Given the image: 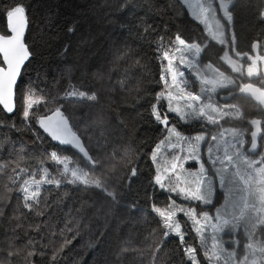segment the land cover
Returning <instances> with one entry per match:
<instances>
[{
  "label": "snow or ice",
  "instance_id": "6c2138e0",
  "mask_svg": "<svg viewBox=\"0 0 264 264\" xmlns=\"http://www.w3.org/2000/svg\"><path fill=\"white\" fill-rule=\"evenodd\" d=\"M183 2L192 10V17L205 25L208 35L200 42H190L179 30L174 37L166 32L161 35L146 19L127 27L130 38L134 36L136 41L155 45L161 64L156 83L162 81L164 85L155 96L145 90L144 80L150 73L143 72L141 79L135 78L136 71L147 67L139 58L131 60L116 80L112 79L115 69L110 68L106 74L93 72V79L101 82L100 88L84 90L83 80L72 83L73 72L81 67L84 68L81 76L88 75L86 52H80L76 65L69 66L63 73L69 83L62 93L53 95L51 90L41 89L39 83L47 78L42 80L39 73L35 81L26 83L22 79V68L33 56L32 46L24 39L28 8L23 0H13L3 10L6 25L0 31V112H20L22 125L35 137L32 141L35 151L28 153L20 147L18 151L14 150L12 158L0 161V185L4 189L0 194V264H34L32 257L45 256L47 249L51 250V264H61L66 259L65 249L73 241L82 239L85 233L91 234L97 220L102 219L107 225L108 219L121 206V189H127L140 173L129 149H124L121 155L110 129L112 118L123 124L119 111L113 107L116 101L112 97L117 91L125 90L129 95L133 91L137 93L136 103L154 100L151 116L167 133L151 152L150 159L155 165L154 185L175 193L183 201L195 203L177 204L171 196L165 207L151 203L150 209L158 217L160 230L151 229L145 240L157 235L161 239L159 242L152 239L147 248L142 249L134 245L135 237L130 235L112 250L110 255L115 264H122L129 254H138L137 258H141L148 249H151L152 264H158L157 253L173 234L179 238L188 264H201L200 255L206 264H264V116L247 118L237 105L221 104L216 99L220 90H228L226 97H233L237 92L247 94L264 111V54H261L264 33L258 34L259 38L252 41L248 51H241L233 29L237 0ZM103 4L108 5V0H103ZM108 6L113 15L121 16L133 7L131 0H113ZM218 13L222 15L218 16ZM256 16L264 22V0H258ZM74 30V27L68 29L70 33ZM208 40L222 46L223 54L219 60L237 74L235 77L226 75L212 63L202 64L201 54L205 58L208 56ZM88 44L89 41L84 40L80 47L86 48ZM135 51L125 41L117 50L113 63H128ZM70 52L71 45L65 44L61 56L68 57ZM186 71L194 80L188 78ZM245 78L259 81L260 86L240 82ZM194 81L199 82V92L190 90ZM132 83L135 87L129 89ZM18 84L24 86L19 95ZM69 106L73 109L83 106L88 111L78 117L74 111L69 112ZM109 113L113 115L110 117ZM170 114H175L186 124L200 122L201 131L194 136L184 135L176 123L170 122ZM233 121L250 127H224L225 122ZM33 125H38L52 140L74 149L73 156L44 149L43 138ZM0 127L17 129L14 120L9 124L3 118H0ZM165 146L175 154L161 163L159 157ZM187 161L199 162V170L185 169ZM33 163L36 168L31 167ZM49 164L56 167H49ZM215 178H218L219 188L228 192L220 207H216L213 200L217 191ZM68 185L74 186L73 192L89 194L90 198L92 193L98 192L103 199L97 204L92 198V203L69 208L57 217L50 209L70 195L60 191ZM233 186L241 193L238 200L233 199ZM54 190L55 200L50 199ZM14 192L18 194L15 202ZM201 204L211 206L215 211L210 214L199 207ZM130 207L135 209L137 205ZM180 213L186 218L183 222L177 218ZM41 217L44 219L39 223L29 222ZM188 222L199 238L201 253L185 240ZM103 235L101 232L100 236ZM41 240L48 242L41 243ZM58 240L62 242L57 243ZM87 246L90 250L96 247L92 243ZM104 259L105 264H109L108 257Z\"/></svg>",
  "mask_w": 264,
  "mask_h": 264
},
{
  "label": "trees",
  "instance_id": "16d2710c",
  "mask_svg": "<svg viewBox=\"0 0 264 264\" xmlns=\"http://www.w3.org/2000/svg\"><path fill=\"white\" fill-rule=\"evenodd\" d=\"M28 8L29 26L26 33V43L32 46L33 56L26 62L22 71V79L27 83L35 81L36 75L39 73L41 79L46 77V81L39 83V87L44 90H51L53 95L57 92H63L67 87L69 80L63 76V73L69 66H75L78 62L76 57L80 52H86L87 61V77H82L81 72L84 68L74 71L72 74V83L83 80L85 89L100 88L101 82L93 79V72L107 73L109 69H115L112 79H119V73L129 67L131 60L140 59L141 64L146 65V69L135 72V78L141 79V73H150L144 80L146 92L155 96L160 91L163 82L159 81L161 64L157 59L155 45L144 41H136L135 37L130 38L127 27L137 24L141 19H146L149 24L157 27L158 33L163 35L165 32L168 36L174 37L177 31H181L185 38L189 41L200 42L201 38L207 37V32L201 24L196 21L188 12L187 8L180 0H131L133 7L129 8L122 16L113 15L112 9L108 6L113 0H108V5L103 4V0H23ZM13 0H0V31L5 28L6 20L3 10L8 8ZM258 0H237L234 12L233 29L237 33L239 48L241 51H248L254 39L259 38V33H264V22H261L256 16V6ZM111 21V23H109ZM123 26V27H122ZM74 27V32L68 29ZM88 40L89 44L86 48L80 47L81 42ZM127 41L136 51L128 63H113L117 50ZM210 45L208 56L205 58L202 53V64L212 63L214 66L220 67V70L226 75L235 77L237 74L231 72V69L223 61L219 60L222 55L220 45L215 41L208 40ZM65 44L71 45V52L68 57H62L61 52ZM264 54V51L261 52ZM82 65L83 61H79ZM135 71V70H134ZM59 81V84L56 83ZM242 81H250L247 78ZM252 83L260 85L259 81L251 80ZM24 86L17 85V94ZM135 87V83L129 85V89ZM143 94V93H141ZM116 101L113 107L120 113V119L123 124H119L115 118L110 121V129L114 144L118 145L123 155L124 149L130 150L133 163L139 168L140 173L134 177L127 189H121V206L115 214L108 219L107 225L104 221L97 220L93 223V232L85 233L82 239L73 241L67 249L64 256L66 259L61 264H105V257H108L109 264H115L112 260L111 252L116 248L119 242L129 238L131 235L135 237L134 245L142 249H146L152 239L159 242L161 236L157 235L152 239L145 240L149 236L151 229L160 230L158 217L151 212L150 204L155 202L157 206L165 207L169 201V196L174 198L171 193L159 186L154 185L153 177L155 175V165L150 157L151 152L157 143L164 137L166 131L161 125L156 123L151 116V103L154 100H141L136 103L137 93L129 91H117L113 95ZM228 102H235L244 112L247 118L264 116L257 103L250 97L243 94H235L227 99ZM63 102V101H61ZM165 107V106H164ZM76 116L84 115L88 110L83 106L73 109L69 106V112H73ZM68 113H66L67 115ZM94 114V113H93ZM113 114L109 113L111 117ZM0 118L7 123L13 120L16 122L17 129L13 130L9 127H0V137L7 136L12 139L18 138L24 142L26 146L35 151L32 146L34 135L26 130V126L21 123L20 112L14 114H5L0 112ZM91 118V117H89ZM170 122L176 123L178 129L187 128L189 124L180 122L173 114H170ZM242 124V122H240ZM126 125L127 127H124ZM246 127H250L243 124ZM35 130L39 132L43 138L42 147L48 151H57L68 156H73L74 150L65 145H60L51 141V139L39 128L33 125ZM138 157V158H137ZM119 160V157H117ZM49 167H56L49 164ZM33 168V165H31ZM38 178V177H37ZM51 188L52 186H46ZM72 185H68L66 189L60 190L70 193L68 197H63L62 203L50 209L55 216L60 217L67 212L69 208H78L82 203H92L94 198L99 204L103 197L94 192L91 194L83 192H73ZM13 193V202L16 197ZM151 197V199H149ZM50 199H57L55 190ZM176 200V199H175ZM182 204H190L195 202L181 201ZM136 204L137 207L132 209L130 206ZM204 205H199L202 209ZM91 215V211L88 212ZM178 219L185 221L183 214H178ZM43 217L31 219V223H39ZM188 234L185 240L188 244L197 247L198 253L201 249L197 243L195 232L191 230L190 222L187 224ZM104 232L103 236L100 233ZM38 240L39 236L36 237ZM69 239L71 236L68 237ZM41 243H47V240H41ZM62 241H57V243ZM89 243L95 244L92 250L87 246ZM45 256H34L32 260L34 264H51V250H45ZM138 254H129L122 261V264H152L151 249L144 252L141 258H137ZM158 264H188L187 258L183 253V246L180 244L179 238L174 234L166 241L160 253H157ZM201 264L202 255L198 256Z\"/></svg>",
  "mask_w": 264,
  "mask_h": 264
},
{
  "label": "rangeland",
  "instance_id": "374dc122",
  "mask_svg": "<svg viewBox=\"0 0 264 264\" xmlns=\"http://www.w3.org/2000/svg\"><path fill=\"white\" fill-rule=\"evenodd\" d=\"M180 1L187 8L189 14L191 15V11L192 10L186 4H184L183 0H180ZM193 2H194V0H193ZM219 15H222V14L218 13V16ZM220 22L222 24L224 23L223 20H221ZM201 24L205 28V25L203 23H201ZM205 64H207V63H205ZM186 75L188 76L189 79L194 80V77H192L187 71H186ZM240 82L244 83L245 81H240ZM163 87H164V85L162 86L161 90L163 89ZM190 90L191 91H195V92H199V82L198 81H194L193 87ZM227 91L228 90H220L219 93L216 95V99L221 104L228 103V104L237 105L235 102H228L229 100L220 98V96L222 94L227 93ZM162 103H163V105L166 108L167 107V102L164 101ZM173 115L175 116V114H173ZM176 118L178 119V117H176ZM224 127L227 128V127H246V126L241 124L240 121H233L232 123L225 122L224 123ZM178 130L181 131L184 135L194 136V135L198 134L201 131L200 122L189 123V126L187 128H185V130H183V129H178ZM214 133H215V130H214ZM166 135H167V133H165L164 137L161 140H163ZM175 142L176 141L173 140V143H175ZM20 147H23L28 153H32L33 152L32 150H30L26 146V144L24 142L20 141L18 138L12 139V138L7 137V136H1L0 137V161H5V160H8V159L12 158V154H13L14 150L18 151ZM176 151L178 152L179 150L177 149ZM201 151L202 152L204 151V146L203 145H202ZM172 154H175V153H173L172 150L168 149L167 146H165V148H163L161 150V155L159 157L160 162L163 163L164 160H170ZM204 159L206 160L207 157L204 156ZM32 165H33V168H36V164L35 163H33ZM205 166L208 167L209 165L206 164ZM184 167H185V169H187L190 172H197L199 170V162H197V161H187L185 163ZM5 182H6V178H5ZM215 183L217 185V191H216V193H215V195L213 197V200H214L215 206L216 207H220L221 205H223L225 203V200L228 197V192H227L226 189H220L219 188L218 178H215ZM3 191H4V189L2 188V185H0V194H2ZM171 194L174 196L173 199H176L177 204H182L181 201H183V200L181 198L177 197V195L175 193H171ZM240 195H241V193L236 190L235 186H233V199L238 200ZM202 209L205 210V211H208L210 214L215 211V209L212 208L211 206H203ZM224 238L228 239L227 236H225ZM197 243L199 245V238L198 237H197ZM225 246L227 247V245H225Z\"/></svg>",
  "mask_w": 264,
  "mask_h": 264
},
{
  "label": "water",
  "instance_id": "95a60500",
  "mask_svg": "<svg viewBox=\"0 0 264 264\" xmlns=\"http://www.w3.org/2000/svg\"><path fill=\"white\" fill-rule=\"evenodd\" d=\"M28 26H29V21L27 22V24H26V28H25V33H24V39L26 38V33H27V30H28ZM25 43H26V39H25ZM27 44V43H26ZM27 62V61H26ZM26 62H25V64H26ZM25 66V65H24ZM23 69H24V67L22 68V71H23ZM249 82H251V81H246V82H244V83H249ZM257 85V84H256ZM257 86H260V85H257ZM237 94H241V93H238L237 92ZM243 95H245V96H247V97H250L249 95H247V94H243ZM222 97H226V93L225 94H222L221 96H220V98L222 99ZM229 98H231V97H226V99H229ZM251 98V97H250ZM252 99V98H251ZM253 100V99H252ZM254 101V100H253ZM255 103H256V101H254ZM47 136H48V134L47 133H45ZM50 139H51V137L50 136H48ZM51 141L52 142H54V143H57V144H60L59 142H57V141H54V140H52L51 139ZM61 145V144H60ZM66 146V145H65ZM70 147V146H69ZM74 150V149H73ZM75 151V150H74Z\"/></svg>",
  "mask_w": 264,
  "mask_h": 264
}]
</instances>
